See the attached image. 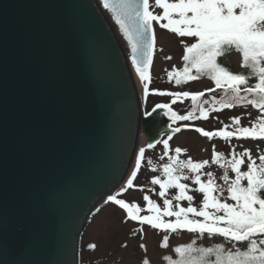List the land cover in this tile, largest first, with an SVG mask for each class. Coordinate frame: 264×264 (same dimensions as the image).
Wrapping results in <instances>:
<instances>
[{"label":"water","instance_id":"1","mask_svg":"<svg viewBox=\"0 0 264 264\" xmlns=\"http://www.w3.org/2000/svg\"><path fill=\"white\" fill-rule=\"evenodd\" d=\"M131 55L104 0H0V264H80L146 118Z\"/></svg>","mask_w":264,"mask_h":264},{"label":"snow or ice","instance_id":"2","mask_svg":"<svg viewBox=\"0 0 264 264\" xmlns=\"http://www.w3.org/2000/svg\"><path fill=\"white\" fill-rule=\"evenodd\" d=\"M154 4L161 12H155L149 0H104V7L115 15L131 46L132 63L144 82L145 97L149 94L150 67L156 48L153 27V22H156L161 29L195 39L194 43L184 45V66L182 70L173 69L168 73L170 81L174 80L175 84L180 85L207 76L215 87L206 91L214 93L219 89L223 92L220 99L214 95L211 97V110H216L217 105L220 110L240 105L252 106L259 113L247 126L241 124L240 116H233L230 125L224 124L214 131L184 124L175 127L173 134L181 132L182 128L194 127L204 137H219L229 144L234 138L240 141H264V0H154ZM232 48L241 54V67L246 72H233L218 63L217 58ZM253 79L255 82H250ZM152 92L173 99L168 104H157L151 112L144 113L146 116H151L157 108L166 109L165 115L174 122L206 120L209 116L210 109L203 107L209 103L202 99L205 92L159 89ZM187 98L191 99L192 110L180 115L172 104ZM171 139L169 135L168 139L157 141L165 149L160 159L167 157V162L160 166L162 173L154 175L150 181L151 185L159 187L156 195L163 198L162 204L147 192L143 195L146 202L143 208L137 202L119 198L129 189L144 191L145 186L134 184L145 159L146 149L143 147L139 149L134 170L125 186L115 194L108 195L104 203H112L124 210V221L138 222L141 225L139 232H143V226L148 225L164 233L186 230L198 234V237L207 234L222 236L229 242H247L244 250H225L222 244L196 247L193 240L176 246L174 251L179 258L166 256L168 264H264V151L254 156L249 148L237 152L236 146H232L226 156L216 151L213 145L211 160L194 161L191 156L181 159V153L187 152V149H173L169 144ZM155 146L149 143L147 148ZM173 151L175 154L169 155ZM210 164L224 169L223 185L217 183L213 172L204 171ZM242 167L246 170H242ZM229 172L234 173V177H230ZM184 181H192L194 187ZM170 190L176 191L170 196ZM152 191H156L155 188ZM190 191L203 194L199 207L194 206L196 197L189 194ZM225 191L227 198L222 196ZM229 198L232 202H228ZM182 201H187L188 206L184 207L180 203ZM100 211V208L96 209L97 213ZM2 221L3 217L0 216V223ZM6 245L0 239V246ZM162 246L168 248V234L162 237ZM96 247V244H89L91 249ZM140 248L147 252L144 244ZM141 264H150L147 256Z\"/></svg>","mask_w":264,"mask_h":264},{"label":"rangeland","instance_id":"3","mask_svg":"<svg viewBox=\"0 0 264 264\" xmlns=\"http://www.w3.org/2000/svg\"><path fill=\"white\" fill-rule=\"evenodd\" d=\"M152 9L159 13L161 10L155 7L154 0H149ZM156 34V48L154 51V58L150 67L151 80L148 82L149 94L147 97L144 95L143 81H141L139 73L136 68L133 67V73L135 82L139 91L142 105L144 107V113L152 111L157 104H168L171 103L172 97L160 96L152 92L153 89H159L161 91H190V92H205L202 99L208 100L209 103L204 104L203 107L210 109L208 118L193 120V121H182L175 123L169 116L165 115L166 109L157 108L151 116H147L148 126L152 128L153 136H149L144 131H140L139 139L137 142V149L135 154V161L138 159L139 149L145 148V160L142 164L140 172L137 175L134 184L145 186L144 191L139 189H129L128 192L123 193L119 198L125 199L130 202H137L141 207H145L146 202L143 200V195L147 192L154 200L162 204L161 197L156 195L159 191L158 186H153L150 181L154 175H160L162 173L161 165L167 162V157L163 160L160 157L164 154V147L161 141L168 139L171 135L172 139L169 144L174 149L175 147H181L187 149V152H182L180 158L186 159L191 156L194 161L209 159L211 160L213 145H215L216 151H221L227 156L231 151L232 146H236V151L240 152L244 148L252 150L253 155L259 154L264 151V141H240L235 138L231 141V144L224 141L219 137L209 139L204 137L202 134L195 131L194 127L182 128L181 132L173 134L175 126H181L184 124L194 125L195 127L204 128L206 131H214L223 127L224 124H231V117L240 116L241 124L247 126L249 121L257 116L258 110L252 106L243 107L238 105L231 109L220 110L219 106H216V110H211L213 105L211 103V93L207 92L206 89L212 88L214 82L209 77L203 76L198 80L189 81L186 84H175L174 80L170 81L168 73L176 70H182L184 61L182 59L185 48V44L194 43V38L180 37L176 33H172L168 30L161 29L156 22H153ZM183 41V43L181 42ZM166 57H171L167 59ZM227 62H229L234 68L240 64V53L232 51L227 56ZM193 74H195L193 70ZM215 86V85H214ZM208 93V95H207ZM210 94V95H209ZM217 99L223 96L221 90H217L214 93ZM192 102L190 98L177 101L172 104V108L179 114L186 115L192 110ZM198 114V113H197ZM181 124V125H180ZM171 126V127H169ZM149 143H153L156 146L154 148H147ZM174 151L170 152L169 155H174ZM230 158V157H229ZM134 161V160H133ZM150 161V163H149ZM134 164L132 163L127 176L119 185L116 192L120 190L122 186H125L126 180L129 178L130 173L134 170ZM155 169V171L153 170ZM242 170L246 168L242 167ZM205 172L211 171L214 173L218 184L223 185L224 181L222 176L224 169L218 165L210 164L204 169ZM187 174V172L185 173ZM234 173L229 172L230 177H234ZM206 179V177H202ZM190 184V187H194L192 181H184ZM155 188L156 191H152ZM226 188V185H225ZM176 190H170L169 195H173ZM115 192V193H116ZM191 195L195 196L196 199L193 202L194 206L199 207L202 201L203 194L190 191ZM264 195V193H262ZM222 196L228 197V193L225 191ZM228 202H232L230 198ZM175 203V201H174ZM184 207L188 206L187 201L180 202ZM103 206V207H102ZM101 209L100 212H94L89 221L87 222L80 240V264H141L142 259L147 256L150 262L157 264H165L166 256L175 257L177 254L174 249L176 246L184 245L190 240L196 237V244H205L211 246L216 242H219V237L207 238V235L200 236L198 234L189 233L186 230H180L176 233H164L162 231L152 229L148 225H144V231L139 232L138 229L141 225L136 221H124L126 213L120 209L119 206L112 203L102 204L98 206ZM169 235V246L164 248L162 246V237ZM89 244H96L95 249L89 248ZM144 244L147 248L145 253L140 245Z\"/></svg>","mask_w":264,"mask_h":264},{"label":"trees","instance_id":"4","mask_svg":"<svg viewBox=\"0 0 264 264\" xmlns=\"http://www.w3.org/2000/svg\"><path fill=\"white\" fill-rule=\"evenodd\" d=\"M232 51L238 52L237 50H235V48H232L230 50L225 51L223 55H221L220 57L217 58L218 63H220L224 67H227L230 71H233V72H246V70L241 67V59H242L241 54H240V64L238 67L234 68L229 62H227V56ZM250 82L254 83L255 80L253 79ZM210 237H219L220 240H219V242H216L215 244H213L211 246H208L205 244H196V243H195V246L196 247H215L218 244H222L224 246L225 250H236L237 248L244 250L247 247V242H229V241L225 240V238L222 236H208L207 235V238H210ZM197 238H198V236H197ZM193 240H196V237L194 239L190 240L188 243H191ZM188 243H186V244H188ZM178 258H179L178 254H177V256L173 257V259H178ZM210 259H215V257H211ZM150 264H157V263L150 262ZM165 264H168L167 260H166Z\"/></svg>","mask_w":264,"mask_h":264},{"label":"flooded vegetation","instance_id":"5","mask_svg":"<svg viewBox=\"0 0 264 264\" xmlns=\"http://www.w3.org/2000/svg\"><path fill=\"white\" fill-rule=\"evenodd\" d=\"M207 77V76H206ZM212 86V88H214L215 86L212 84L211 85ZM218 90V89H217ZM216 90V91H217ZM215 91V92H216ZM214 92V93H215ZM214 93H211V95L210 96H213L214 95ZM207 95H208V93H207ZM148 112H150V111H148ZM180 114V113H179ZM180 115H183V114H180ZM148 118H147V116H146V118H144V121H143V123H142V131H144L145 133H147L149 136H153V135H155V133H152L151 131H152V128H150L147 124H148V120H147ZM179 123L180 122H182V121H178ZM175 123H177V121L175 122ZM181 125V124H180ZM175 127H177V126H175ZM145 160V159H144ZM134 162H135V159H134Z\"/></svg>","mask_w":264,"mask_h":264},{"label":"bare ground","instance_id":"6","mask_svg":"<svg viewBox=\"0 0 264 264\" xmlns=\"http://www.w3.org/2000/svg\"><path fill=\"white\" fill-rule=\"evenodd\" d=\"M118 36H119V38H120V40H121V42H122V44H123V46H124V42H123L122 38L120 37V35H118ZM143 121H144V119L141 120L140 131H141V129H142V123H143Z\"/></svg>","mask_w":264,"mask_h":264}]
</instances>
